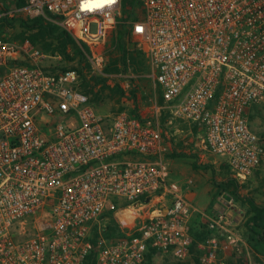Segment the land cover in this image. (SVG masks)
I'll use <instances>...</instances> for the list:
<instances>
[{"label": "built area", "instance_id": "1", "mask_svg": "<svg viewBox=\"0 0 264 264\" xmlns=\"http://www.w3.org/2000/svg\"><path fill=\"white\" fill-rule=\"evenodd\" d=\"M137 1L128 21L121 0L91 10L83 5L101 0H24L18 12L85 46L94 75L123 26L172 116L167 124L199 128L206 152L243 182L264 166V135L249 123L264 107V0ZM160 109L101 116L63 57L0 36V264H85L92 252L94 264H143L149 252L226 264L222 254L243 243L237 217L202 214L203 238L193 239L196 210L184 195L193 181L169 180ZM107 212L121 215L113 240L103 235Z\"/></svg>", "mask_w": 264, "mask_h": 264}, {"label": "rangeland", "instance_id": "2", "mask_svg": "<svg viewBox=\"0 0 264 264\" xmlns=\"http://www.w3.org/2000/svg\"><path fill=\"white\" fill-rule=\"evenodd\" d=\"M17 0H0V36L9 40H19L29 38L35 31H28L22 25L24 22L32 24L36 18H30L24 13L18 12L21 8L17 5ZM122 20L131 19L140 9L139 2L132 7L129 3L124 5L121 2ZM4 19V21L2 20ZM45 23H54L46 20ZM60 28V26H58ZM123 26L117 29L107 38L104 46L105 64L102 74L90 72L86 61L79 63V57L76 56V49L67 48V54L72 60H66L68 67L81 70L80 90L89 95L91 104L101 116H111L118 112H125L135 117H150L156 113V108L164 106L159 89L153 79L150 77L149 66L138 49L135 40L128 35L125 41V48L132 53L126 55L125 66L122 65L120 52L114 46V40L122 31ZM61 29V28H60ZM62 30V29H61ZM128 32V31H127ZM72 38V37H71ZM73 39V38H72ZM74 40V39H73ZM77 44V42L74 40ZM44 53L50 55H60L58 50L59 43L54 38L47 37L45 40L38 39L34 42ZM78 45V44H77ZM80 46V45H78ZM133 58V60H132ZM116 61V64L114 63ZM53 64L52 69H56L55 60H49ZM118 71H111L113 65ZM76 70V69H75ZM108 70V71H107ZM158 122L162 128L164 139L171 144L173 153L169 156L172 160V168L181 171L183 178H191L195 184L205 190V197L211 199L213 203L223 202L218 206L221 210L230 211L237 220L242 222L243 226L247 219L253 215L251 203L264 207V166L253 172L243 182H236L238 188L234 194L233 187H228L231 179L235 180L229 172L225 161L216 156L206 154L200 149V136L196 132H189V126L185 123L172 119V124L167 121L172 118L171 114L164 108L157 113ZM250 127L258 135H264V107L254 108L249 116ZM194 165L196 167H194ZM172 169V170H173ZM236 181V180H235ZM232 199L231 204L228 201ZM124 205V204H121ZM119 204V206H121ZM212 206V205H211ZM211 207L206 211H211ZM105 216V215H104ZM105 225L103 235L110 240L120 236L119 221L114 214H108L103 217L101 222ZM238 226H242L241 225ZM239 227V228H240ZM96 240V235L93 236ZM143 264H200L196 257L179 260L173 256H148Z\"/></svg>", "mask_w": 264, "mask_h": 264}, {"label": "crops", "instance_id": "3", "mask_svg": "<svg viewBox=\"0 0 264 264\" xmlns=\"http://www.w3.org/2000/svg\"><path fill=\"white\" fill-rule=\"evenodd\" d=\"M148 117V116H147ZM144 118V117H141ZM182 123H185L189 126V131L191 134L192 132H196V134H199L200 136V149L204 150L206 154H208L205 150L204 144H203V132L197 128L196 126L189 124L185 121L178 120ZM172 124V123H171ZM164 134L162 135L163 140L166 142V144L169 146L170 152L165 157V163L169 171V180L178 184H183L186 181H188L191 178H183V174L181 171L176 170L172 168V160L170 159V155L173 153V148L170 143H168L164 139ZM220 158V157H218ZM222 159V158H221ZM224 160V159H223ZM225 161V160H224ZM226 164V163H225ZM173 169V170H172ZM193 186L184 189V195L186 199L190 202V204L193 206V208L196 210V213L193 214L191 219V231H192V237L196 240H201L203 238V232L201 230V226L203 223V217L202 214H211L214 211H222L218 208L223 202L213 203L212 200L207 197H205L206 193L205 190L201 187L198 188V186L195 184L194 180ZM237 182V181H235ZM212 205V206H211ZM211 207V211H206L208 208ZM224 210V209H223ZM119 217L121 215H117L116 219L121 220ZM236 217V216H235ZM239 224V220H237L236 226ZM242 222H240L239 225H241ZM236 228L238 235L240 236L242 240V244L238 248H233L229 250L228 252H224L222 255L226 259V264H264V242L261 241L256 235L249 232L245 225L239 228ZM148 255H156V253L149 252L146 255V258ZM159 255V254H157ZM170 255V254H169ZM160 256H168V255H160ZM172 256V255H170ZM194 255H192L190 258H192ZM145 258V260H146ZM145 262V261H144Z\"/></svg>", "mask_w": 264, "mask_h": 264}, {"label": "trees", "instance_id": "4", "mask_svg": "<svg viewBox=\"0 0 264 264\" xmlns=\"http://www.w3.org/2000/svg\"><path fill=\"white\" fill-rule=\"evenodd\" d=\"M17 5L19 8H22L25 3L24 0H17ZM122 4H130L132 7L136 6L137 0H121ZM4 21V19H2ZM46 19L43 17L36 18L32 21V24H27L24 22L22 25H24L28 31H35L32 36L29 37V39L34 43L38 39L45 40L47 37L54 38L58 41L59 46L58 50L60 51L61 55L64 59L72 60L70 56L67 54V48L73 47L76 49V56L79 57V63H82L83 61H86L85 53L87 54V48L85 46H78L74 40L63 30H61L56 24L54 23H45ZM3 27L2 24H0V29ZM122 31L117 34L115 40H114V46L115 48L121 53L120 56L122 57L121 62L122 65L125 66V59L126 55L130 54V58L132 57V53L130 52V49L125 48V41L124 39L127 38V30L124 27H121ZM24 38V37H23ZM23 38L19 39L22 40ZM133 60V58H132ZM116 64V61H114ZM115 64L112 66V69H109L111 71H118V69L115 67ZM89 66V64H88ZM79 75H81V70L78 68H75ZM108 71V70H107ZM194 167H196L194 165ZM228 187H233L234 194L237 192V184L235 180L231 179L230 182H228ZM253 215L250 216L247 221L245 222L246 229L251 232L252 234L256 235L261 241L264 242V207L256 205L251 203ZM111 214V212H107L105 214L108 215ZM104 216V217H105ZM97 238V234H96ZM93 244H95V241L93 240ZM149 257L151 255H148ZM147 256V257H148ZM95 261V252H92L86 259L85 264H94Z\"/></svg>", "mask_w": 264, "mask_h": 264}, {"label": "clouds", "instance_id": "5", "mask_svg": "<svg viewBox=\"0 0 264 264\" xmlns=\"http://www.w3.org/2000/svg\"><path fill=\"white\" fill-rule=\"evenodd\" d=\"M116 2H117V0H101V2H99V3H95V4H91V5L85 4V5H83V7L87 8L88 10H91L92 8L101 7L102 4H104V3L111 5V4H114Z\"/></svg>", "mask_w": 264, "mask_h": 264}]
</instances>
